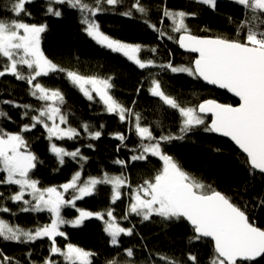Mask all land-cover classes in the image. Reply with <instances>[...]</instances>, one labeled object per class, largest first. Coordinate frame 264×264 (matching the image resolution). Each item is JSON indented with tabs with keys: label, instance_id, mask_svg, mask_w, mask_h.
I'll use <instances>...</instances> for the list:
<instances>
[{
	"label": "trees",
	"instance_id": "obj_1",
	"mask_svg": "<svg viewBox=\"0 0 264 264\" xmlns=\"http://www.w3.org/2000/svg\"><path fill=\"white\" fill-rule=\"evenodd\" d=\"M134 2L135 0H123L122 4L115 7L105 5L108 10L98 13L94 19L109 36L143 46L139 54L141 58L153 59L157 64H166L171 60L173 65H190L194 60L193 55L184 53L179 48L177 40L180 33L172 32L171 21L163 17L165 7L195 12L196 15L189 17L186 23L192 34L203 37L235 39L239 23L246 18L244 7L231 0H217L215 9L195 3L194 0H141V4L149 10L146 16L135 9H132V16L122 15ZM47 6L48 0H32L25 5L31 16L24 17L28 23L47 24L41 41L45 55L65 70L88 77H111L113 88L110 92L114 98L125 107L131 108L134 113H139L142 124L151 125L156 136L162 132L178 133L181 118L175 110L163 105L158 97L150 94V72L159 73L156 78L161 80L164 90L184 105H196L205 99L238 104L239 101L227 91L210 87L186 73H171L159 68L140 69L123 54L97 44L88 36L78 9L67 4L53 5L61 11V16L56 17L46 14ZM10 8L11 0H0V19L15 18ZM146 20L172 35L174 39H168L167 35L161 37L149 23H145ZM261 30H264V26ZM243 35L242 32L241 39ZM152 48L156 51H149ZM38 80L44 86L59 89L63 93L61 111L67 117L68 125L80 132L75 139L57 140L53 137L51 142L46 129L40 124L23 133L30 150L42 161L31 173L34 179L39 180V186L58 187L68 182L75 172L81 170V166L82 180L107 172L113 176L123 174L131 185V188L125 186L121 189V199L115 204L110 199L111 185H98L94 195L77 201V208L93 212L111 207L120 226H134L131 236L121 234L119 245H111L110 237L103 231V222L93 217L77 227L62 225L61 231L66 236L56 237L57 246L63 249L67 243H72L95 253L92 264H108L112 260L118 261V264H167L161 256L175 260L178 264H212L216 255L213 241L207 238L196 240L193 227L186 220L165 221L153 215L149 221L142 222V218L135 214H130L127 220L123 219L128 211L131 192L146 179L152 178L162 167V161L158 157L149 156L146 161L131 160V156L137 154L133 150L138 149L140 144L134 124L121 122L116 114L106 112L105 106L95 93L94 99L89 100L69 81L66 72L52 73ZM30 90L31 86L26 81L17 80L10 74L0 77V110L7 113V116L0 117V129L15 133L23 125L32 123L31 117L38 114L34 109L41 108L45 102L33 97ZM24 105H31L32 108L25 109ZM26 111L27 116L24 115ZM210 120L206 116V123ZM48 123L51 124V121ZM85 123L90 125V130L101 131V137L89 138L82 128ZM117 132L126 136L123 142L115 138L114 134ZM50 143H56L69 151L79 148L87 160L65 157V163L59 165L50 151ZM89 144L93 147L89 148ZM162 147L184 170L205 185H210L212 189L231 198L246 210L256 226L264 228V175L246 163V156L230 140L205 131L202 125L188 133L183 140H173ZM116 160L127 161V166L114 163ZM3 176L4 173H0V178ZM17 191L19 188L16 185H0V192L5 200ZM25 199L31 200V196L26 194ZM5 206L15 213H0V217L10 224L34 229L51 223L52 217L47 211L22 212L20 207L23 205L11 200H6ZM62 215L67 220H72L78 216V212L74 208L66 207ZM50 247L51 241L47 237L27 243L0 238V259L7 256L11 258V264H44L51 256L58 264H65L62 256L52 255ZM128 248L133 249L131 257L125 251ZM189 255H195L196 262L190 261ZM253 264H264V258Z\"/></svg>",
	"mask_w": 264,
	"mask_h": 264
},
{
	"label": "snow or ice",
	"instance_id": "obj_2",
	"mask_svg": "<svg viewBox=\"0 0 264 264\" xmlns=\"http://www.w3.org/2000/svg\"><path fill=\"white\" fill-rule=\"evenodd\" d=\"M31 2L32 0H11L10 10L15 18L0 19V68H2L0 77L10 74L17 80L26 81L31 86L30 94L45 103L41 108L34 109L38 114L32 116V123L23 125L20 131L12 133L0 129V173H4L3 178H0V185L18 186L19 191L6 200L22 204L20 211H47L52 219L50 224L25 229L0 217V238L5 241L27 243L47 237L51 241L50 252L52 255L62 256L65 264H92L95 253L72 243H67L63 249L57 246L56 237L66 236L65 232L61 231L62 225L77 227L86 219L95 217L103 222V231L110 237L109 242L114 246L119 245L121 234L127 236L133 234L134 226L128 228L120 226L111 207L97 212L77 208V201L94 195L98 185H111L110 199L111 203L115 204L121 199V189L125 186L131 188L123 174L113 176L105 172L101 176H88L82 180L81 166V170L75 172L68 182L58 187H41L39 180L31 175L37 164L42 161L30 150L24 132L31 131L40 124L46 129L50 142L53 137L64 140L75 139L80 135L76 128L68 125L67 117L61 111L63 93L59 89L44 86L38 80L52 73L66 72L69 81L89 100L94 99L95 93L105 106L106 112L116 114L121 122L134 124V131L140 139V144L138 149L133 150L137 154L131 156L132 161H146L149 156L158 157L162 161V167L156 174L131 192L128 211L123 219L127 220L130 214H135L142 218V222L149 221L153 215L165 221L184 219L190 222L196 240L210 237L214 241L216 255L212 264H253L258 258H264V228L256 226L246 210L234 203L231 198L212 189L210 185H205L184 170L162 147L173 140H183L188 133L203 125L205 131L230 137L246 154V163L253 170L264 174V30H261L264 26V0H235L246 10V18L239 23L235 39L194 35L186 20L195 16V12L165 7L163 17L171 21L172 32L180 33L177 40L180 47L198 54L190 65H173L171 60L166 64H157L153 59L141 58L139 54L143 46L123 42L103 32L94 17L108 10L105 5L115 7L122 4L123 0H48L46 14L61 16V11L53 5L67 4L78 9L81 13V23L85 26L84 31L88 36L97 44L123 54L140 69L159 68L171 73H186L194 78L203 79L208 84L227 89L239 98L236 106L219 103L215 99H205L196 105H184L164 90L161 80L156 78L159 73L150 72L148 89L150 94L158 97L163 105L175 110L181 118L178 133L162 132L159 136L154 134L151 125L142 124L139 113H134L131 108L125 107L114 98L110 92L113 88L111 77L83 76L59 67L45 55L41 41L47 24L28 23L24 19L31 16L25 7ZM194 2L212 9H215L217 4V0ZM132 9L144 16L149 11L141 4V0H135L129 10L121 14L132 16ZM145 23L149 21L146 20ZM149 26L158 31L161 37L167 35L168 39H174L155 24L149 23ZM242 32L244 35L241 39ZM149 51L155 52L156 49L152 48ZM23 107L32 108L31 105ZM207 114H211L210 124L206 123ZM24 115L27 116L28 112L26 111ZM5 116L7 113L0 110V117ZM61 125L68 126L62 128ZM82 128L91 139H99L102 135L99 130H90L87 123L82 124ZM114 135L121 142L126 139L123 133L117 132ZM88 147L91 148L93 145L89 144ZM50 151L57 158L59 165L65 163V157L87 160L79 148L69 151L56 143H50ZM114 163L127 166V161L124 160H116ZM25 193L31 196V200L25 199ZM6 200L0 192V201H3L0 203V213H12V209L5 206ZM66 207L76 209L78 216L67 220L62 215ZM125 251L127 256H133V249L128 248ZM161 259L167 264H178L168 257L161 256ZM188 259L196 262L197 257L189 255ZM0 264H11V258L3 256ZM44 264L58 262L50 256ZM108 264H118V261H108Z\"/></svg>",
	"mask_w": 264,
	"mask_h": 264
},
{
	"label": "water",
	"instance_id": "obj_3",
	"mask_svg": "<svg viewBox=\"0 0 264 264\" xmlns=\"http://www.w3.org/2000/svg\"><path fill=\"white\" fill-rule=\"evenodd\" d=\"M201 37H203V36H201ZM178 38H179V37H178ZM178 45H179V44H178ZM179 48L181 49L182 52L193 55V56H194V59L198 56L197 53L189 52V51L185 50L184 48H181L180 45H179ZM200 80H201L204 84H206V85H208V86H210V87H216L217 89L227 91L232 97L236 98V99L239 101V98L236 97L233 93L229 92L227 89H221V88H219V87L216 86V85L208 84V83H207L206 81H204L203 79H200ZM217 102H219V101H217ZM219 103H221V102H219ZM233 106H236V105H233ZM207 116H209L210 119H211V114H207ZM210 122H211V120H210ZM210 122H209V124H210ZM214 133L217 134L218 136H221V137H223V138H226V139L230 140V141L235 145L234 141H232L230 137H225V136H223V135L220 134V133H216V132H214ZM235 146L239 149V147H238L237 145H235ZM239 151H240L241 153H243L242 150L239 149ZM243 154H244V153H243ZM244 155L246 156V154H244ZM255 171L259 172L258 170H255ZM263 175H264V174H263ZM186 222L192 227V225L190 224V222H188V221H186ZM204 238L210 239V240L212 241V239H211L210 237H204ZM213 244H214V241H213ZM258 259H260V258H258ZM258 259H257V260H258Z\"/></svg>",
	"mask_w": 264,
	"mask_h": 264
},
{
	"label": "rangeland",
	"instance_id": "obj_4",
	"mask_svg": "<svg viewBox=\"0 0 264 264\" xmlns=\"http://www.w3.org/2000/svg\"><path fill=\"white\" fill-rule=\"evenodd\" d=\"M231 1H235V0H231ZM28 194V193H25V195ZM67 198V197H66Z\"/></svg>",
	"mask_w": 264,
	"mask_h": 264
}]
</instances>
